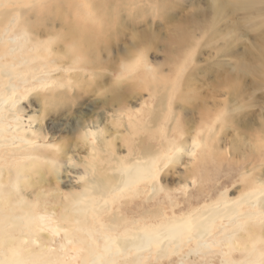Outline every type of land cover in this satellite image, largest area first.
Masks as SVG:
<instances>
[{
    "label": "rangeland",
    "instance_id": "374dc122",
    "mask_svg": "<svg viewBox=\"0 0 264 264\" xmlns=\"http://www.w3.org/2000/svg\"><path fill=\"white\" fill-rule=\"evenodd\" d=\"M214 2L0 0V11L19 8L13 13L17 27L9 25L10 32L7 35L21 34L28 26L31 27L30 31L34 28V31L41 33L40 38H35L42 41L39 58L35 60L39 68L36 69L31 63L20 65L24 74L34 76L35 87L31 83H15L20 86L21 92H27L24 94L27 97L24 105L28 108L32 104L31 110L27 112L42 119L41 122L35 121L34 125L39 124L46 129L49 141L40 148L51 152L43 160L39 156L43 155L34 150H6L2 158L9 159L7 161L11 163L15 160L24 161L26 157L23 153L33 152L31 159L22 162L23 167L27 170L26 174L31 173L35 180L41 179V173L44 175L42 188L44 194L50 197L48 199L53 193L65 197L80 191L88 179V176L81 178V174L88 169L87 159L91 153L90 148L79 139L82 127L98 124L107 126L110 131L116 128L120 134L127 133L119 122L121 113L117 111L118 106L109 100L111 92L101 88V85L112 83L110 85L114 89L115 79L119 78V74L124 77L126 73L122 90L128 95L130 103L134 106L144 103L146 111L157 101L155 97H150L149 91L144 90L139 95L140 91L136 87L140 70L134 67L139 63L136 62L138 55L145 54L155 74L162 80L159 82L170 84L172 80L177 91L172 104L169 101L170 115L156 134L158 142H168L171 149L167 147L174 154L172 148L189 138L187 132L185 136L181 134L183 128L189 127L187 120L190 119L198 129L201 126L210 128L206 134H209L208 139L222 147L221 157L207 158L200 174L189 178L187 183H183L186 169L191 167L187 164L193 165L191 163L195 164L198 160L194 161L184 153L186 156L177 164L167 165L159 175L161 182L169 186L188 184L189 187L171 191V198L167 191L160 192L153 200L169 205L170 200L198 202L205 195L214 198L220 192H226L229 197L239 195L253 174L264 175V141H260L264 135V0L255 5H243L242 8L230 5L231 8L221 16L212 9ZM183 34L187 42L181 45L177 40ZM85 36L89 37L85 39ZM83 38L93 45L85 46ZM2 43L0 41V47ZM47 43L50 47L48 52L43 50ZM79 49L86 56L78 55ZM126 52L134 53L135 57L127 60L128 67L123 69L120 64ZM72 54L78 56L73 57ZM27 57L32 61L31 53ZM13 69L18 71L20 68ZM120 92L118 90L117 93ZM29 101L33 103L29 104ZM205 113H209L212 120L203 119ZM177 115L178 121L174 120ZM215 116L217 119H214ZM144 121L147 123V119ZM175 126L177 129L173 132ZM198 131L200 139L206 130ZM177 133L176 138L174 134ZM126 137H130V146L138 147L139 138L142 137L146 139V144L151 142L158 146L157 141L145 130H140L136 135L127 134ZM123 142L117 140L116 148L120 147L121 152L127 153L129 146ZM253 142L256 147L249 148ZM96 144L99 145L98 141ZM236 146L247 153L250 149L254 152L240 158ZM202 147L200 145L197 148L200 151ZM203 177H206L204 184L201 183ZM143 187L144 191L149 189L147 185ZM201 187L204 188L203 193L199 190ZM25 191H28V187ZM61 198L53 205L56 215L52 218L55 224L59 220ZM185 203H181V207ZM50 207L51 203H48L47 208ZM258 225L257 229L263 228L264 219ZM39 234L49 244L48 229L45 228ZM246 235L243 234L244 237ZM62 237V234L57 236V242L52 243V250H57L56 244ZM220 237L224 236L219 233ZM75 241L77 239L72 235L67 243ZM58 251L59 254H69L65 257V264H73L71 252ZM193 255L189 254L188 260L184 262L190 263ZM178 260L179 256L173 254L164 262L149 258L146 264H176ZM219 260L216 252L212 263L220 264ZM263 262L264 259L256 264Z\"/></svg>",
    "mask_w": 264,
    "mask_h": 264
},
{
    "label": "bare ground",
    "instance_id": "6f19581e",
    "mask_svg": "<svg viewBox=\"0 0 264 264\" xmlns=\"http://www.w3.org/2000/svg\"><path fill=\"white\" fill-rule=\"evenodd\" d=\"M258 1L263 0H215L212 9L221 16L231 6L242 8L243 5H255ZM16 11L19 8L0 11V41H3L0 47V264H65V257L69 254H59L58 250L71 252L73 264H146L149 258L164 262L173 254L179 256L176 264H186L184 261L191 253L194 254L193 259L187 264H214L212 260L216 258V252L220 264L260 263L264 259V227L257 228L264 219L263 174H253L247 180V187L236 197L220 192L214 198L205 195L198 202L176 199L166 205L167 202L153 200L160 192L167 191L171 198V191L189 187L182 183L172 186L162 183L159 175L167 165L177 164L186 155L194 161L198 160L195 164L191 163L193 165L187 164L191 166L190 169L187 167L184 176L183 183H187L189 178L200 174L207 158L221 157L222 147L208 139V127L199 128L206 130L199 139V129L190 119L187 120V129L180 127L183 128L181 135L185 136L187 132L189 138L172 148L174 154L170 153L168 142H158L156 134L170 115L169 101L172 104L177 91L174 81L171 80L170 84L159 82L161 79L145 54L138 55L136 62L139 63L134 67L140 70L136 84L140 92H137L142 95L144 90L149 91L150 97H155L157 101L146 111L144 103L137 106L130 103L128 95L122 90L126 73L124 77L118 75L119 78L113 82L114 89L111 88L112 83L101 85V88L111 92L109 100L118 106L117 111L121 113L119 122L127 133L120 134L116 128L110 131L107 126L98 124L82 127L79 139L90 148L91 153L87 159L88 169L81 174V178L88 176V179L80 191L65 197L53 193L48 199L50 197L44 194L42 188L44 175L41 173V179L35 180L31 173L26 174L27 170L23 167L22 162L31 159L33 152L23 153L26 157L24 161L11 163L7 161L9 159L2 158L6 150H34L43 155H39L43 160L51 155L50 151L40 148L49 141L46 129L42 125H34L35 121L41 122L42 119L27 112L32 104L28 108L24 105L27 103L24 95L27 92H21L20 86L15 83H31L35 87L34 76L24 74L20 65L31 63L39 68L35 60L39 58L42 41L35 38H40L41 33L34 28L30 31L28 26L22 28L21 34L7 35L9 25L17 27L16 17H13ZM84 38L85 46L93 45ZM177 41L183 45L187 38L183 34L178 36ZM43 50L50 51L48 43ZM28 53H31L32 61L27 57ZM126 53L120 64L123 69L128 67L127 60L135 57L134 53ZM77 54L86 56L82 49ZM78 55L72 54L73 57ZM14 67L20 69L15 71ZM118 90L121 92L117 93ZM205 115L203 119L212 120L209 113ZM178 118L179 115L174 120L178 121ZM176 129L175 126L173 132ZM140 130L153 137L158 146L151 142L146 144L144 137L139 138L138 147L130 146V137L127 139L126 135H136ZM178 134L174 137L177 138ZM37 138L40 140L37 141ZM119 139L129 146L127 153L121 152L120 147L116 148ZM260 141H264V135ZM200 145L203 147L199 151L197 147ZM253 147H256L254 142L249 148ZM237 148L234 150L240 158L254 152L250 149L247 153ZM201 180L202 184L206 183V177ZM144 185L149 187L147 191H144ZM27 187L28 191H25ZM199 190L204 192L203 187ZM60 197L61 210L55 224L53 205ZM48 203H51L50 208H47ZM181 203L185 205L181 207ZM45 228L50 234L49 244L39 234ZM219 233L224 237L218 238ZM60 234L63 237L54 251L52 243L57 242ZM243 234L247 235L244 237ZM72 235L77 241L69 244L67 242ZM185 247H188L187 252Z\"/></svg>",
    "mask_w": 264,
    "mask_h": 264
}]
</instances>
